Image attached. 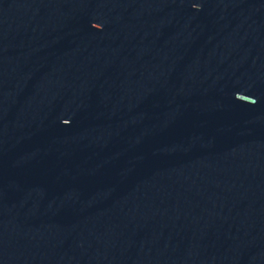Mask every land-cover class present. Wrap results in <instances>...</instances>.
Masks as SVG:
<instances>
[{
	"label": "water",
	"instance_id": "1",
	"mask_svg": "<svg viewBox=\"0 0 264 264\" xmlns=\"http://www.w3.org/2000/svg\"><path fill=\"white\" fill-rule=\"evenodd\" d=\"M0 264H264V0H0Z\"/></svg>",
	"mask_w": 264,
	"mask_h": 264
}]
</instances>
